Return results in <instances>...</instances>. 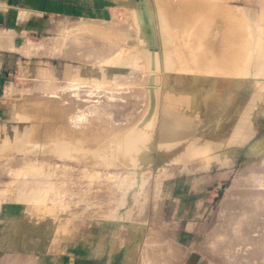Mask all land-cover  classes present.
<instances>
[{
  "label": "bare ground",
  "instance_id": "obj_1",
  "mask_svg": "<svg viewBox=\"0 0 264 264\" xmlns=\"http://www.w3.org/2000/svg\"><path fill=\"white\" fill-rule=\"evenodd\" d=\"M224 2L155 0L161 16L158 21L150 0L129 4L128 15L134 19L135 34L130 38L133 45H126L131 31L117 30L98 20H83L72 27L66 24L62 40L58 38L52 47L56 40L50 41V46L47 43L49 47L42 42L43 45H26L21 52L29 57L59 52L78 61L88 60L91 66L84 73L79 65H67L62 83L54 75L43 78L47 90L17 105L18 118L26 121L22 125L27 129L18 130L21 124H15V134L13 129L0 137V172L13 177L0 188V209L3 203L7 210L13 207V212L4 218L15 219L2 220V240H10L14 234V242L19 236L25 248L33 249V237L28 236L20 219L34 218L35 224L44 225V230L50 231L55 225L54 231L65 235L52 241L54 248L59 246V253H85L79 256L92 259L97 255L90 260L94 264H100L98 259L106 249L115 251L118 246L121 249L138 243L126 248L123 264H132L143 238L141 221L136 223L132 218L138 206L147 203L151 180L159 181L172 174L169 165L197 158L203 165L230 163L218 151L244 144L255 133V126H260L258 117L264 116V0H251L255 7L246 10L239 5L232 9ZM171 26L178 28L175 35ZM88 34L124 45L111 46L108 39L114 50L104 46L93 49L89 45L91 38L86 41ZM110 65L144 70L143 77L142 73L139 76L145 79L148 92L140 97L143 100L138 99L144 108L127 123H115L103 111L106 106H115L130 77L118 79ZM20 76L24 77L22 73ZM4 101L9 108L14 107L13 98ZM263 142L255 140L248 153L249 161L264 154ZM152 163L157 171H153ZM69 175L88 178L90 190L105 180L108 191L120 193L110 197L105 207L99 206L79 181L77 188L69 186L65 180ZM59 176L65 181H58ZM159 187L166 190L163 183ZM13 193L15 208L7 204ZM253 196L257 197V205L249 204ZM225 209L234 214L236 222L249 216V228L256 230L260 225L256 220L264 216V181L255 179L232 187ZM81 216L88 220L79 221ZM235 233L236 239L242 240V233ZM224 239H228L227 233L222 232L219 240ZM262 240L253 237L248 241L257 260L264 250ZM63 242L69 254L63 253L64 249L61 252Z\"/></svg>",
  "mask_w": 264,
  "mask_h": 264
},
{
  "label": "rangeland",
  "instance_id": "obj_2",
  "mask_svg": "<svg viewBox=\"0 0 264 264\" xmlns=\"http://www.w3.org/2000/svg\"><path fill=\"white\" fill-rule=\"evenodd\" d=\"M224 1L225 5L229 6L232 9H234L236 5L243 7L245 10L250 9L248 7H255V5H252L251 0ZM112 3L113 6H111L108 11H104L105 13L103 12V15L100 16L83 17L82 19H58L49 33L33 40L34 44H45V46H50L54 42V40H56V42L51 45L52 47L54 46V44L57 45V40H62L61 34L63 32V29L67 28L66 24L67 26L71 25L70 27H72L75 24L80 23V21L83 22V20H87L86 22H97L98 20V23L100 21V24H105V26H111L116 29L118 28L117 30L120 29L129 32L131 31V36L126 35L128 37L130 36L129 40H127L128 43H126V45H133L134 40H130V38L135 34V31L133 30L134 19L132 15H128L131 13V11L127 6L129 4H137L138 0H113ZM150 4L152 7V11L154 12L155 19L158 21L159 17L161 16L159 14V10L157 9L155 0H150ZM243 8L241 9L242 11L244 10ZM124 11H126V13ZM128 16L129 18H127ZM94 18L96 21L94 20ZM117 20H119L120 22ZM170 28L173 30L171 31L172 34L174 33L175 35V32L178 28H173V26H171ZM163 34L166 38L169 39V36L171 38V35H169L168 32H163ZM96 35L94 34L89 36L88 34L85 37L86 41H89L91 38V40L89 41V45H92L91 48L93 49L95 47V49H98V47L102 48L103 46L109 47L111 43V46L114 45L115 47L124 45L122 42H119L117 40L115 41L114 39L110 40L109 38H107L106 41L105 39L100 40L102 38L101 35H99L100 37H96ZM84 36L81 35V37ZM93 37H96V39H94ZM97 38H99V40ZM108 39L109 42H112L109 43L107 41ZM50 41L53 42L50 43ZM110 47L109 50L115 49V47ZM105 53L107 54L108 52ZM78 60L79 59L76 58H68L66 56H63V54L59 52L54 54L38 53V55L35 54L30 57H21V55L19 56V54L14 55L13 69L10 68L11 70L8 71V74L4 77V80L0 82V137L8 135V133L12 132L13 129L15 134V124H21L18 130L22 129L23 131V129L26 128L22 125L27 124L26 121H20L18 118L17 109L19 108V106L17 105H21V103L19 102H25V99H28L27 101H31L29 98L34 97L36 94L40 95L42 90H47V88L44 89L47 84H44L41 81L43 80V78L54 75L62 83V81L64 80L67 65H79L81 67V71L86 73V71H88L91 66V62H89L88 60H86V62L84 60ZM109 69L116 74V77H118V79L120 77V79H126L125 75L126 77L127 75H129L130 77L127 78H129L131 82L129 79H127L128 82H125L126 84H123L124 87L121 90V94H119V96H117L116 98L118 101L116 100L115 106H110V108H108L109 106H106L107 110L103 111L104 113H106V116L112 118L115 123H127L130 118L133 120L136 119L144 108L143 101H141L142 103L139 102V100H143L140 97L143 98L144 92L145 94H147L148 92V88L146 87V89L144 87L146 86V84L144 83L146 82L145 79H140L139 76L142 73L141 77H143L144 70L135 66L121 67L116 65H110ZM24 70H27L29 72H26ZM23 71L25 73H28V75L26 74L27 76H24L25 73H23ZM21 73L24 77L20 76ZM26 77L30 81L26 80ZM144 78H146L145 74ZM12 90L14 93L12 92ZM11 93H13L14 95L12 96ZM11 98L14 99L13 108H9V106H7V103H5V101L3 102V100ZM108 101L110 100L108 99ZM258 118V121L261 123L260 126H255V133H253L252 137H250L244 144L234 148L224 147L220 150V152L218 151V153H222L224 157L229 158L230 163L228 165H222L220 162L203 165V161L197 158L191 161L189 160L186 163L169 165L168 168H171L173 170L172 174L159 179V181H156L158 179L151 180V189L148 193V197L146 200L147 203L144 204V207L142 205L138 206L135 211L136 215L132 218V220H136V223L141 221V225L139 226L142 228L141 232L143 233V238L141 240L142 242L137 252L134 253L135 257L132 261V264H264V250L259 252L260 254L257 260V256L252 255L253 251L250 250L251 244L248 242L249 239H252L253 237H261L263 239L262 241L264 245V223L262 224V222H264V216L259 217L257 220L253 218L257 222H260V225L258 226L257 224L256 230H251L249 227L252 222L249 223V221L251 220L249 219V216H244L240 220H238L239 222H236L235 216H233L234 214L225 209V199L232 187L236 186L240 182L247 185L250 181L255 179H262L264 181V154H259L257 159H255L253 162L249 161L248 156V153L251 150V146L254 144L256 139L264 141V116L260 115ZM238 148L240 150L236 151V149ZM260 165H262V167H260ZM151 167L153 168V171H157V167L154 163H152ZM0 173L2 174V172ZM1 174L0 188L3 187L5 182L8 183L13 178L9 177L10 175L8 174L5 175L6 173H4V175L2 174L3 176ZM74 177H76L77 180ZM62 178L64 177L59 176L58 181L64 180ZM78 179H84V181L82 180V182ZM65 180L67 183H70L69 186H74L73 188H77L81 183L80 186L83 185L82 188L89 190L88 193H90L91 195H88L95 198V202H97L98 205H102L103 207L108 204L111 198H113L114 196H118L120 193L114 191V194L116 193L114 195L112 193L113 191H108L107 187L104 184L105 180H102L101 183H96L97 187H95L96 185H94L91 190L88 186V178H80L77 176L69 175L68 178L67 176H65ZM161 182L163 183V186H165L166 190H163L161 189V187H159L162 186ZM10 195L11 196L9 197L13 198L14 193ZM12 198H10V202L7 204L14 206L15 208L16 205L14 202V198ZM5 204L6 203H3V207L0 209V224L2 223L3 219V221L7 222L15 220L4 218V215H6V213L11 214L13 212V207L7 210ZM249 204L257 205V197L253 196V201H251V203ZM20 211L21 210H19L18 212ZM33 219H29L27 217L20 219V221L24 222L22 223L23 229L28 231V236L33 237L32 250L25 248V246L20 242H14V250L9 247L5 248L1 245L2 240H0V258L3 257V260L7 263H11V259L14 260V264H24L28 260H31L33 263H38L42 260L43 256L49 257L59 253V246H56L54 248L55 244L52 241L57 236L61 238L65 235H58L56 231H54L55 225H53V229L50 231L44 230V225L35 224V219ZM82 220L86 221L88 219L81 216V218H79V221ZM236 231L239 232V234L242 233V240L236 239L238 236L235 235L237 234L235 233ZM222 232L227 233L228 239H224L225 241L219 240L222 236ZM233 237H235L236 240ZM64 244L65 243L63 242V244L60 246V250L62 252L64 249L63 253L67 254L68 250L66 249V246ZM137 244L138 243H131V245H125L126 247L121 246V249H119L120 247L118 246L119 248L116 247L115 251L106 249L104 250L102 256L98 259V261L100 262V264H123L126 248H133ZM226 247L229 249H227ZM84 254L77 253L74 255H70L68 257V264H76V261L79 257L78 255ZM96 257L98 256L96 255ZM258 261L261 263H259Z\"/></svg>",
  "mask_w": 264,
  "mask_h": 264
},
{
  "label": "crops",
  "instance_id": "obj_3",
  "mask_svg": "<svg viewBox=\"0 0 264 264\" xmlns=\"http://www.w3.org/2000/svg\"><path fill=\"white\" fill-rule=\"evenodd\" d=\"M112 2L113 0H0V82L4 80L8 71L11 70L10 68L13 69L14 55L19 54L21 57H27L28 55L23 54L21 51L29 43L35 45L33 42L34 39L49 33L58 19L100 16L103 15L104 11H108L113 6ZM10 38H13L11 39L13 46L11 42H8L11 41L9 40ZM1 236L2 234L0 232V240H2ZM11 237L10 240H2L1 245L14 250V234ZM16 237L15 242H20L24 245L20 237ZM68 257V255L57 253L49 257L43 256L42 260L38 263H33L31 260H28L24 264H68ZM87 258L85 256H79L76 264H94L90 260L95 258ZM10 262L7 263L3 260V257L0 258V264H14L13 259Z\"/></svg>",
  "mask_w": 264,
  "mask_h": 264
},
{
  "label": "flooded vegetation",
  "instance_id": "obj_4",
  "mask_svg": "<svg viewBox=\"0 0 264 264\" xmlns=\"http://www.w3.org/2000/svg\"><path fill=\"white\" fill-rule=\"evenodd\" d=\"M94 260V259H93Z\"/></svg>",
  "mask_w": 264,
  "mask_h": 264
}]
</instances>
